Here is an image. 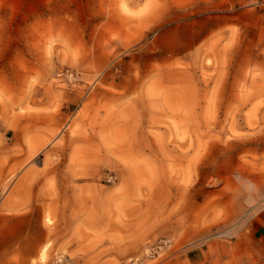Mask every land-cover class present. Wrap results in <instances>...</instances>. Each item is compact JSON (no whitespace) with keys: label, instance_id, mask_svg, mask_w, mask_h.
<instances>
[{"label":"rangeland","instance_id":"rangeland-1","mask_svg":"<svg viewBox=\"0 0 264 264\" xmlns=\"http://www.w3.org/2000/svg\"><path fill=\"white\" fill-rule=\"evenodd\" d=\"M42 1L0 0V128L53 135L38 262L264 264V0Z\"/></svg>","mask_w":264,"mask_h":264},{"label":"crops","instance_id":"crops-1","mask_svg":"<svg viewBox=\"0 0 264 264\" xmlns=\"http://www.w3.org/2000/svg\"><path fill=\"white\" fill-rule=\"evenodd\" d=\"M60 1V0H59ZM44 20L56 22L57 0H43ZM71 1L65 0V10ZM21 121L17 130L0 128V264H41L40 254L47 241L44 186L35 165L42 166L44 158L36 156L53 142V135L44 125L26 126ZM10 181V182H9ZM255 237L262 235L264 224L248 226ZM201 251H190L187 264H199ZM36 262V263H35Z\"/></svg>","mask_w":264,"mask_h":264},{"label":"built area","instance_id":"built-area-1","mask_svg":"<svg viewBox=\"0 0 264 264\" xmlns=\"http://www.w3.org/2000/svg\"><path fill=\"white\" fill-rule=\"evenodd\" d=\"M56 76L60 81L73 83L78 78V73L77 71L71 69H65L57 71Z\"/></svg>","mask_w":264,"mask_h":264}]
</instances>
